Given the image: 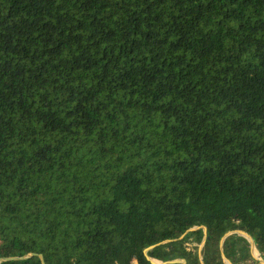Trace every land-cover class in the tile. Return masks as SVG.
Here are the masks:
<instances>
[{
    "label": "trees",
    "instance_id": "obj_1",
    "mask_svg": "<svg viewBox=\"0 0 264 264\" xmlns=\"http://www.w3.org/2000/svg\"><path fill=\"white\" fill-rule=\"evenodd\" d=\"M237 231L264 260V0H0V259L35 255L0 264H225Z\"/></svg>",
    "mask_w": 264,
    "mask_h": 264
},
{
    "label": "water",
    "instance_id": "obj_2",
    "mask_svg": "<svg viewBox=\"0 0 264 264\" xmlns=\"http://www.w3.org/2000/svg\"><path fill=\"white\" fill-rule=\"evenodd\" d=\"M198 229H202L204 235L206 234V229H205L204 227H202V228H193V229L189 230L188 232H193V231L198 230ZM186 233H187V232H186ZM186 233H185V234H186ZM233 234L242 237L243 239H245V240L248 242L250 256H251V258H252V257L254 258L253 253H252V249H253V248L255 249V245H254L253 239H252L249 235H247L246 233L237 231V232H233V233H228V234H226V235L224 236V238L220 241V253H221V258L224 260L225 264H230V263H229V262L224 258V256H223V253H222V244H223V241H224V239H225L226 237H228V236H230V235H233ZM184 236H185V235L181 236V237L179 238V240L183 239ZM161 244H163V243H161ZM159 245H160V244H159ZM159 245H157V246H159ZM203 246H204V240L202 241V243L200 244V246H199V248H198V256H199L200 261H201V250H202ZM153 248H154V246H152V247H150V248H148V249H146V250L143 251L144 256L146 257V259H147L151 264H186L184 260L170 261V262H165V263H157V262L151 260V259L147 256V253H148L149 251H151ZM34 256H35L34 254H30V255H28V256H23V257L3 258V259H0V262L24 261V260H27V259H29V258H31V257H34ZM38 257H39V259H40L41 264H44V261H43V259H42V256L39 255ZM254 259H255V258H254ZM260 264H264V263L261 262Z\"/></svg>",
    "mask_w": 264,
    "mask_h": 264
},
{
    "label": "rangeland",
    "instance_id": "obj_3",
    "mask_svg": "<svg viewBox=\"0 0 264 264\" xmlns=\"http://www.w3.org/2000/svg\"><path fill=\"white\" fill-rule=\"evenodd\" d=\"M238 236V235H237ZM256 252V256L254 255V253ZM252 253H253V256H254V258L252 257V259L254 260V261H256L258 264H260L261 262H263L264 263V260L261 258V256L259 255V253H258V251L256 250V248L254 249H252Z\"/></svg>",
    "mask_w": 264,
    "mask_h": 264
},
{
    "label": "bare ground",
    "instance_id": "obj_4",
    "mask_svg": "<svg viewBox=\"0 0 264 264\" xmlns=\"http://www.w3.org/2000/svg\"><path fill=\"white\" fill-rule=\"evenodd\" d=\"M254 255L256 256V252L254 253Z\"/></svg>",
    "mask_w": 264,
    "mask_h": 264
}]
</instances>
